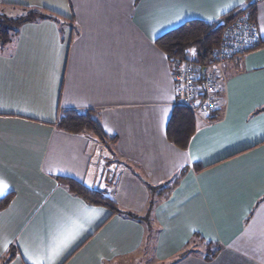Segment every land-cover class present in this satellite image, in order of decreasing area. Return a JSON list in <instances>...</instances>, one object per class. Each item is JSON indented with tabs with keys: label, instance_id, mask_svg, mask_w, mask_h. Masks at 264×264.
<instances>
[{
	"label": "crops",
	"instance_id": "crops-1",
	"mask_svg": "<svg viewBox=\"0 0 264 264\" xmlns=\"http://www.w3.org/2000/svg\"><path fill=\"white\" fill-rule=\"evenodd\" d=\"M248 1L0 0L11 18L25 12L16 5L56 13L0 41V200L12 194L0 211V264H32L25 249L68 234L52 264H120L148 246L161 264H264V0L254 7L259 46L224 65L221 103L210 119L194 115L184 148L167 137L177 96L172 61L155 43L187 20L218 22ZM65 109L96 110L116 142L58 128ZM178 175L167 196L153 198L150 235L57 180L141 215L148 185ZM208 242L219 246L212 258Z\"/></svg>",
	"mask_w": 264,
	"mask_h": 264
},
{
	"label": "trees",
	"instance_id": "trees-1",
	"mask_svg": "<svg viewBox=\"0 0 264 264\" xmlns=\"http://www.w3.org/2000/svg\"><path fill=\"white\" fill-rule=\"evenodd\" d=\"M16 6L21 7L25 11L23 15L11 18L0 13V41L2 44L7 43L15 28L24 22L41 17L56 19V13L50 10L35 11L29 9L26 5ZM243 7L233 9L225 14L221 20L228 22L242 12H248L250 17L254 19L255 5L247 9ZM216 23L217 22L210 23L199 19L187 20L180 26L160 35L155 40V43L167 54L172 62L187 60L192 56L195 63L207 65L211 62L212 51L217 46L222 32V27L213 29ZM188 50H192V53L188 54ZM193 120H195V116L191 111L181 105H176L166 128L168 139L181 148L186 147L192 134L191 129ZM57 127L72 133H87L93 135L103 144L112 145L116 142V137L109 136L105 133L99 121L98 113L94 109L62 110L58 118ZM57 180L65 186L69 192L81 197L87 203L104 206L110 210L111 214L119 212L129 218L136 219L144 223L149 231V226L151 225L149 213L153 205V198L167 196L178 183L179 175L162 184L148 185L152 200L148 202L145 212L141 215L131 211H122L110 197L98 190L85 187L78 181L65 177H58ZM11 198L12 194L9 193L0 200V211L6 208ZM190 248H193L192 245ZM190 248L181 251L178 257L191 252L192 250ZM218 251V245L208 242L205 258H212ZM9 253L10 251L8 250L7 254Z\"/></svg>",
	"mask_w": 264,
	"mask_h": 264
},
{
	"label": "built area",
	"instance_id": "built-area-1",
	"mask_svg": "<svg viewBox=\"0 0 264 264\" xmlns=\"http://www.w3.org/2000/svg\"><path fill=\"white\" fill-rule=\"evenodd\" d=\"M259 44L257 23L248 12H242L225 22L209 64L199 65L192 56L187 60L172 62L176 104L196 116L210 119L218 109L225 91L224 65L257 48Z\"/></svg>",
	"mask_w": 264,
	"mask_h": 264
},
{
	"label": "snow or ice",
	"instance_id": "snow-or-ice-1",
	"mask_svg": "<svg viewBox=\"0 0 264 264\" xmlns=\"http://www.w3.org/2000/svg\"><path fill=\"white\" fill-rule=\"evenodd\" d=\"M242 2L243 0H241V3ZM262 131H264V129H262ZM6 187V185L0 186V194L5 193ZM71 238L72 234L65 235L57 243L47 248H41L36 252H29L27 249H25L24 255L27 257L28 260L32 261V264H52V261L59 254L62 248L67 245ZM3 247L5 250H7L8 245L4 244Z\"/></svg>",
	"mask_w": 264,
	"mask_h": 264
},
{
	"label": "rangeland",
	"instance_id": "rangeland-1",
	"mask_svg": "<svg viewBox=\"0 0 264 264\" xmlns=\"http://www.w3.org/2000/svg\"><path fill=\"white\" fill-rule=\"evenodd\" d=\"M6 13V11H5ZM23 14V13H21ZM155 227L154 225L149 226V235L151 233H155ZM154 239H148V242H152ZM145 246V244H144ZM146 248V246H145ZM120 264H161L158 263L156 260L152 258V255L150 253V248L149 246L146 248V252L142 249L138 254L134 255V257H131L130 259H127L125 261H122Z\"/></svg>",
	"mask_w": 264,
	"mask_h": 264
},
{
	"label": "water",
	"instance_id": "water-1",
	"mask_svg": "<svg viewBox=\"0 0 264 264\" xmlns=\"http://www.w3.org/2000/svg\"><path fill=\"white\" fill-rule=\"evenodd\" d=\"M259 0H249L246 5H244V9H247L250 6L255 5ZM225 25V21L224 20H220L216 23V25L214 26L213 29H218L220 27H223Z\"/></svg>",
	"mask_w": 264,
	"mask_h": 264
}]
</instances>
